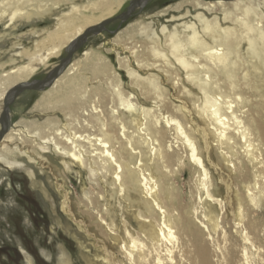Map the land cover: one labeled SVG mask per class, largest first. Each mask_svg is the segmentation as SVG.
Instances as JSON below:
<instances>
[{"label":"bare ground","instance_id":"obj_1","mask_svg":"<svg viewBox=\"0 0 264 264\" xmlns=\"http://www.w3.org/2000/svg\"><path fill=\"white\" fill-rule=\"evenodd\" d=\"M124 2L0 0V48L20 25L47 12L55 19L22 32L34 45L14 41L0 63V132L15 86ZM131 18L77 51L31 118L12 122L0 174L25 172L52 200L35 168L47 174L70 221L57 222L84 264H264V0H178ZM58 108L64 119L51 114ZM187 171L185 193L177 180ZM23 250L26 264H47ZM44 255L74 264L64 244L56 258Z\"/></svg>","mask_w":264,"mask_h":264},{"label":"rangeland","instance_id":"obj_2","mask_svg":"<svg viewBox=\"0 0 264 264\" xmlns=\"http://www.w3.org/2000/svg\"><path fill=\"white\" fill-rule=\"evenodd\" d=\"M176 1L178 0H150L147 5L143 7V10H138L132 18L137 17L140 13L156 14L167 4L174 3ZM129 2L130 0H125L120 13L126 9ZM64 6L63 8L67 10L69 4H65ZM174 13L179 14L177 12ZM171 14H173V12L167 13L162 17L161 21L168 23L167 20L172 17ZM129 20L126 22H122L121 20L112 22L108 25L104 34L91 36L90 40H87L88 42H85L78 52L84 51L88 43L96 46L106 40H109L113 37L116 31L123 27ZM54 23V16L50 12H47L43 18L38 20V22H26L23 25H20V27L11 33V35H6L4 37L6 38L4 46L0 48V63L9 59V50L12 48V43L14 41L19 42L21 40L30 47L34 45L33 39L19 37L22 32L27 31L29 28L34 26L40 29L47 27V25L50 27ZM1 42L2 41L0 40V45ZM65 54L66 53L64 52V54L60 57L53 58L51 63L46 67H42L41 70L33 76V78H43L55 64L59 63L60 58L65 56ZM107 55H109L115 66H119L118 57L115 52L110 54L107 53ZM120 71L124 80L128 81L126 71ZM39 95L40 91L36 90H27L20 94L10 107L12 121H19L22 118H31L33 113H35L32 110L33 104ZM61 111L62 109L58 108L56 110H52L51 114L55 113V115L64 119ZM37 117L40 116L37 115ZM35 170L37 171L38 180L44 182L49 188L53 201L44 196L39 185L37 187L32 186L31 177L25 172L19 170L6 172L4 174L5 177L0 174L3 176V183L0 185V198L3 202L0 207V260L3 264H26L25 254L23 253L24 247L34 255L47 261V264H56V260H47L44 253H50L53 258H56L59 252V245L64 244L70 252L73 263L84 264L83 256L80 253L77 240L57 222V218L63 224L68 223H66V220L69 221L61 208V193L50 184L47 174H41L38 168H35ZM189 177L190 172L187 171L177 180V184L185 193H187L190 189ZM71 180L72 182L69 187L72 195H81V180L75 174L71 176ZM84 244L86 245L87 243Z\"/></svg>","mask_w":264,"mask_h":264},{"label":"water","instance_id":"obj_3","mask_svg":"<svg viewBox=\"0 0 264 264\" xmlns=\"http://www.w3.org/2000/svg\"><path fill=\"white\" fill-rule=\"evenodd\" d=\"M149 1L150 0H131L129 6L124 12H122L118 16L105 20L97 26H94L88 34L83 35L77 42L73 44V46L68 48L65 56L61 57L59 63L54 66L49 72H47V74L43 78H33L16 85L12 90L10 97L5 102V110L1 116L2 129L0 132V139H2L3 135L7 132L8 128L13 122L11 118L10 107L16 101L20 94L27 90L42 91L51 86L59 77V75H61L63 71L69 66L74 57V54L85 44L89 37L88 35H90L91 33L94 34L95 32L107 30L108 25L116 20L126 22L135 14L137 9L143 8Z\"/></svg>","mask_w":264,"mask_h":264}]
</instances>
